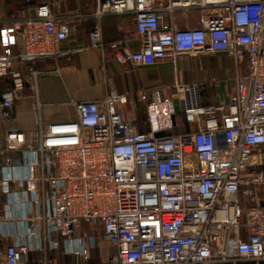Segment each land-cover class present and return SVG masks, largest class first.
<instances>
[{
	"label": "built area",
	"instance_id": "built-area-1",
	"mask_svg": "<svg viewBox=\"0 0 264 264\" xmlns=\"http://www.w3.org/2000/svg\"><path fill=\"white\" fill-rule=\"evenodd\" d=\"M105 14L133 16L140 48L117 45L120 64L224 52L245 71L216 105L195 81L174 84L176 103L141 94L144 132L123 116L128 93L72 101L74 118L49 123L36 98V130L7 129L0 149V264H60L52 252L87 264L101 241L113 252L96 264H264V0H95L94 47ZM83 17L42 3L0 26L2 122L45 73L34 61L58 55ZM177 113L194 128L170 134Z\"/></svg>",
	"mask_w": 264,
	"mask_h": 264
},
{
	"label": "crops",
	"instance_id": "crops-1",
	"mask_svg": "<svg viewBox=\"0 0 264 264\" xmlns=\"http://www.w3.org/2000/svg\"><path fill=\"white\" fill-rule=\"evenodd\" d=\"M46 3L53 13L84 15L77 31L62 43L60 53L36 59L35 65L44 70L38 78L37 88L25 82L21 96L14 101L11 117L0 120V149L5 147V131L21 130L30 136L37 127V115L33 109L36 98L41 102L40 117L43 123L74 118L72 101H91L115 91L128 93L123 106V116L132 122L134 129L144 132L148 129L145 103L139 101L141 94L150 97L153 90H160L163 97L176 103L174 84L176 82H199L200 100L203 105H216L228 101L234 90L239 73L244 67L236 68L232 58L224 53H201L194 56L179 55L175 62L162 60L150 65L133 63L120 64L114 59V51L119 44L132 50L140 48V40L130 14H105L100 19L102 46H92L91 32L96 19L92 16L95 0H0V26L9 24L14 17L32 13L33 8ZM192 23L196 24L193 17ZM29 58L18 62L16 70L24 75ZM58 69L59 72L52 70ZM12 79L0 77V92ZM183 121L182 127L175 126L174 133L193 129L186 125L182 113H177ZM176 117V116H175ZM264 155V145L258 148ZM258 186L257 189H264ZM4 198L0 194V213Z\"/></svg>",
	"mask_w": 264,
	"mask_h": 264
},
{
	"label": "rangeland",
	"instance_id": "rangeland-1",
	"mask_svg": "<svg viewBox=\"0 0 264 264\" xmlns=\"http://www.w3.org/2000/svg\"><path fill=\"white\" fill-rule=\"evenodd\" d=\"M175 124H176L175 126L177 127L178 126L182 127L184 125L183 121L180 119V116H178V114L175 117ZM256 192L261 198L264 199V189L260 190L259 188L256 190ZM240 196H241L242 202H247V197L242 192ZM82 227L84 229H89V225H86V224H82ZM79 233L80 231L76 229L75 235H78ZM112 252H113V249L110 246H108L107 243H105L104 241H101L99 248H96L95 250L91 252V259L87 262V264H96L101 260L102 257H106L110 255ZM51 257L58 258V261L60 262V264H74V259L72 257L60 256L57 252H52Z\"/></svg>",
	"mask_w": 264,
	"mask_h": 264
},
{
	"label": "trees",
	"instance_id": "trees-1",
	"mask_svg": "<svg viewBox=\"0 0 264 264\" xmlns=\"http://www.w3.org/2000/svg\"><path fill=\"white\" fill-rule=\"evenodd\" d=\"M187 125V124H186ZM170 134H173L174 132H173V129L172 130H170V132H169Z\"/></svg>",
	"mask_w": 264,
	"mask_h": 264
}]
</instances>
